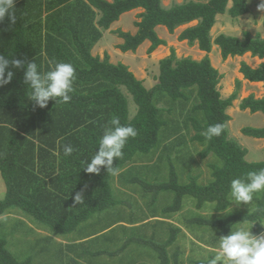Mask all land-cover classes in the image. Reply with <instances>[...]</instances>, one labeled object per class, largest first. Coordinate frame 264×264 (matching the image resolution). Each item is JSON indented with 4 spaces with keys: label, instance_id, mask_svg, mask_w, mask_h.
I'll list each match as a JSON object with an SVG mask.
<instances>
[{
    "label": "trees",
    "instance_id": "obj_1",
    "mask_svg": "<svg viewBox=\"0 0 264 264\" xmlns=\"http://www.w3.org/2000/svg\"><path fill=\"white\" fill-rule=\"evenodd\" d=\"M14 8L15 23H10L7 17L0 22V55L9 60L6 72L14 73L11 82L0 87V176L6 187L0 199V218L13 210L21 211L48 229L51 236L58 237L77 232L94 217L97 220L103 215L110 217V211L122 204L114 197V177L132 166L138 153L150 154L168 139L163 133L164 139L158 144L160 131H168L167 126L173 122L165 113L171 114L174 107L179 106L182 112L189 114L185 124L188 122L194 131L190 141L203 148L199 156L205 159L213 155L220 162L210 165L211 180L204 185L189 173L188 181L181 184L175 167H171L169 180L157 185L158 191L174 193L173 204L163 212L181 211L187 199L193 201L190 204L196 211L212 204V213L224 216L210 220L197 213V224L217 226L226 234L233 225L250 222L254 224V233L259 234L264 219V192L258 199V209L252 214H226L231 205V180L242 178L249 171L264 169V159L247 162V149L229 137L231 117L227 109L237 100L241 82L237 80L235 91L222 98L218 90L222 75L208 57L216 46L222 60L245 54L264 59V37L260 34L243 32L241 37L225 34L211 37L217 16L227 14L238 18L249 13L247 0H209L206 3L189 0L169 7H164L162 0H15ZM137 9L142 12L137 16L139 21L134 23V34L119 29L113 32L122 40L116 46L119 51L135 53L148 42L147 54H151L166 44L157 34L158 27L173 34L186 26L177 40L196 45L206 55L201 60L178 58L171 48L169 56L158 61L156 84L150 89L128 66L111 63L108 54L103 59L94 56L92 49L101 40L102 33L123 14ZM262 26L264 29V21ZM14 59H22L25 67L13 68ZM50 61L73 65V92L67 103L59 98L50 99L40 108L30 99V88L23 82V75L27 63L33 62L43 75L51 70ZM239 73L244 81L264 84V63L252 68L242 62ZM128 97L136 106L133 116ZM239 110L264 116V96L249 95L240 101ZM113 117H118L123 125H132L137 135L126 142L122 158L113 159L112 167L118 170L115 175L103 166L99 174H88L84 168L99 151L103 129ZM213 124H222L223 131L209 140L205 132ZM178 128L173 122L172 133ZM240 133L264 139V128L245 127ZM64 144L73 146L71 155H64ZM160 153L156 155L158 158H161ZM182 153L175 152L174 158L185 169L182 156L186 154ZM76 193L82 197L79 203L74 200ZM109 228L111 226L105 230ZM169 232V237L155 247L160 264H178L179 252L172 256L171 262L167 248L176 243L183 230L170 226ZM130 242L128 239L124 245ZM99 254L94 251L92 256ZM212 258L214 256L195 264H208ZM30 262L29 258L18 261L7 248L6 237L0 236V264Z\"/></svg>",
    "mask_w": 264,
    "mask_h": 264
},
{
    "label": "rangeland",
    "instance_id": "obj_2",
    "mask_svg": "<svg viewBox=\"0 0 264 264\" xmlns=\"http://www.w3.org/2000/svg\"><path fill=\"white\" fill-rule=\"evenodd\" d=\"M186 1L189 0H162V5L169 7L174 3ZM193 1L206 3L209 0ZM247 2L249 13L244 16L238 18H232L227 14L217 16L216 24L211 30L212 39L219 34L241 37L243 32H249L251 35L260 34L264 37L262 26L264 9L258 7L262 0H247ZM140 13L141 11L137 10L125 15L120 26H111L108 31H104L107 34L106 37L104 36L101 42L94 46L92 54L101 59L108 54L111 63L119 62L128 66L137 79L145 82L144 86L147 89L156 84L155 78L159 73L158 61L169 56L171 48L175 50L178 58L190 57L194 60H201L206 55L199 51L196 45L190 46L186 41L177 40L178 35L186 26L176 29L173 34H169L164 27H158V36L165 40L166 44L158 47L151 54H147L150 46L148 42L138 48L135 53H122L116 48L122 40L113 32L119 29L123 32L134 33L136 27H133L134 30L130 27L131 21H139L137 16ZM208 57L212 66L222 75L218 85L222 98L229 97L235 91L237 80L241 82L237 100L227 109V114L231 117L228 123L229 137L247 149L248 153L245 157L247 162L262 161L264 159V139L246 137L240 131L245 127L264 128V116L261 113L250 114L248 111L239 110L240 101L249 95L255 98L264 96V84L244 81L239 73L240 64L244 62L255 68L261 60L251 58L250 54L222 60L216 46L212 47ZM159 106L168 108V105L164 104H159ZM128 107L130 115L133 116L136 106L130 97H128ZM182 111L179 106H175L171 114L165 113L166 118L177 123L179 128L172 133L173 122H170L167 126L168 131L163 129L160 131L158 144H161L164 139L163 133L169 136L161 146L158 145L159 148L156 147V155L167 148L160 153L161 158L153 154L155 151L150 154L138 153L134 164L129 165L122 175L114 177L112 183L114 197L122 204L110 211V217L103 215L98 220L94 217L83 224L77 232L54 237L48 229L29 219L21 211L13 210L2 216L0 236L6 237L7 248L14 257L18 261L29 258L30 264H160L155 247L169 237L170 226H173L181 227L183 233L177 236L176 243L167 248L170 261L173 262L172 256L179 252L178 264H195L197 261H206L210 259V256L217 254L219 240L222 236L228 235L232 229L252 224L250 222L235 224L226 234H222L217 226L199 225L195 222V216L198 217V214L210 220L224 215L223 213H212V204H206L202 210L196 211L192 207L193 204H190L193 202L190 199L185 200L181 211L177 213L163 212L166 207L173 204L174 193L158 191L157 185L169 180L171 167H175L181 184L188 181L187 174L189 173L193 177H198V183L204 185L211 180L210 165L220 162L213 155L205 159L199 156L203 148L190 141L194 131L188 122L185 124L188 112ZM177 151H182V155L184 152L186 154L182 156L185 160V169H182L174 158ZM5 189L0 176V199L4 197ZM261 193L254 194L253 203L249 205H237L230 195L231 205L226 214H252L258 209V199L261 198ZM110 218L117 220H110ZM262 224H264V219L260 223L259 233L264 232ZM110 226L111 228L105 230ZM253 227L254 224L251 229L254 233ZM128 239L131 242L126 246L124 243ZM120 248L124 249L119 251ZM94 251L100 254L92 256Z\"/></svg>",
    "mask_w": 264,
    "mask_h": 264
},
{
    "label": "clouds",
    "instance_id": "obj_3",
    "mask_svg": "<svg viewBox=\"0 0 264 264\" xmlns=\"http://www.w3.org/2000/svg\"><path fill=\"white\" fill-rule=\"evenodd\" d=\"M15 0H0V22L7 17L10 23H15L14 11ZM264 9V0L258 6ZM13 68L25 67L22 59L11 61ZM51 70L43 75L38 71L36 63H27L23 75V82L29 85V97L35 101L40 108H44L50 99L59 98L61 102L70 101V93L73 92V81L75 69L71 63L50 61ZM9 60L0 55V87L9 84L14 73L7 71ZM223 131L222 124L208 126L205 136L212 139L220 136ZM137 131L132 125H123L118 117H113L110 123L104 127L103 134L99 139V151L95 153L90 162L87 163L84 171L88 174H99L101 166L105 167L112 174L117 169L112 167L114 158H122L123 148L129 138L136 137ZM64 155H71L74 148L71 144L62 145ZM84 161L82 162V167ZM264 192V169L249 171L244 177H237L231 180L230 195L237 204L249 205L253 203L254 194ZM75 202L82 200L81 194L76 193ZM264 225V224H262ZM253 223L249 226H241L232 229L228 235L219 240L217 254L208 261V264H264V232L254 234Z\"/></svg>",
    "mask_w": 264,
    "mask_h": 264
},
{
    "label": "crops",
    "instance_id": "obj_4",
    "mask_svg": "<svg viewBox=\"0 0 264 264\" xmlns=\"http://www.w3.org/2000/svg\"><path fill=\"white\" fill-rule=\"evenodd\" d=\"M106 1H109V2H111V0H106ZM137 10H140V9H137ZM137 10H134V11H137ZM141 12H142V10H140ZM133 12V11H132ZM132 12H129V13H126V14H123L121 17H120V19H119V21L118 22H116V23H114V24H112V27L113 26H120V23H121V20L123 19V17H125V15H128V14H130V13H132ZM136 22V20H132L131 21V25H130V23H129V25H130V27L133 29V27H135L134 26V23ZM134 30V29H133ZM128 32H130V31H128ZM136 31L134 30V33H135ZM131 34H134V33H132V32H130ZM157 34H158V31H157ZM106 33L105 32H103L102 33V38H101V40L103 39V37L105 36L106 37ZM161 39V38H160ZM101 40L99 41V42H101ZM163 40V39H162ZM165 41V40H164ZM166 43V42H165ZM121 44V43H120ZM119 45V44H118ZM260 63H264V59H262L261 61H260ZM143 84L145 85V82H143ZM257 140H261V139H257ZM257 162H259V161H257ZM49 185V184H48ZM5 193H6V189H5ZM5 193L3 194V196L5 195ZM21 215H24V214H21ZM28 217V216H27ZM29 218V217H28Z\"/></svg>",
    "mask_w": 264,
    "mask_h": 264
}]
</instances>
